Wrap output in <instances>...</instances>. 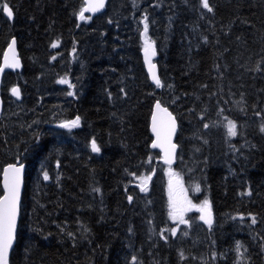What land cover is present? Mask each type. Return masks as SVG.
Returning <instances> with one entry per match:
<instances>
[{"label":"trees","instance_id":"16d2710c","mask_svg":"<svg viewBox=\"0 0 264 264\" xmlns=\"http://www.w3.org/2000/svg\"><path fill=\"white\" fill-rule=\"evenodd\" d=\"M129 2L108 0L95 21L105 12L117 23ZM208 2L212 11L202 0H142L162 86L149 79L133 47L135 64L128 51L120 52L125 61L115 72L102 74L96 63L85 97L54 117L52 96L41 94L34 79L58 41L82 45V66L92 64L99 45L75 17L85 0H0V9L13 12L0 10V65L12 39L23 63L1 80L0 197L4 167L26 164L10 264H264V0ZM158 101L176 116L177 153L210 202L211 226L196 211L191 225L173 234L161 171L147 191L136 183L144 165L151 168L149 121ZM13 102L19 106L12 112ZM74 107L83 127L67 134L55 124L62 115L73 118ZM230 120L236 136L228 133ZM33 132L38 141L26 143Z\"/></svg>","mask_w":264,"mask_h":264},{"label":"rangeland","instance_id":"374dc122","mask_svg":"<svg viewBox=\"0 0 264 264\" xmlns=\"http://www.w3.org/2000/svg\"><path fill=\"white\" fill-rule=\"evenodd\" d=\"M83 8L79 9L75 13V17H77L78 21L81 23L82 31L87 33L89 41L92 37H96V39L94 41L92 40L93 42L91 43H96L99 45L96 50V57L92 59V64L88 65L87 67L82 66L81 58L85 55L82 45L79 43L65 45L61 41H58L57 43H53L57 45L56 47H53V44H51V51L55 52L49 59H47V62L44 66L45 69H41L43 72L36 75L34 79L36 84H38V91L40 90L41 94L46 91L49 96H52V98L49 97V99L52 100H49V103L51 104L50 115H53L54 117L61 115L60 112L65 113V108L77 105L85 97L84 89L86 85V76L87 74H90L87 72L93 71L96 63H100L102 74L106 69H109L110 72H115L118 69L119 60L125 61L124 56L120 54V52L128 51L126 52V59L129 62L135 64L136 53L133 47L138 48L141 52V55L145 51L146 47L152 48L155 51L157 50V45L150 32V17L142 9V0H130L124 9L118 10L116 13L118 16L117 23L112 22V20H108L105 12L99 17L100 21H95V15L105 10L98 11L95 14L85 13V16H90L91 19L81 20L79 13L81 10H83ZM145 17H147L148 24L146 33L144 29ZM109 24L113 26V29H110L108 26ZM108 36L111 37L110 41H108L106 38ZM42 49L40 51L41 56L44 55ZM32 71L34 72V70ZM108 75L110 74H107L106 76ZM62 80H66L67 83H62ZM53 103L54 108L52 107ZM18 106L19 102H13L10 106V109L13 112ZM155 110H158L159 112L160 108H156ZM74 111L76 114L73 118H64L62 115L61 119L63 121L59 122V124L65 122L71 123L76 121L79 117V122L76 126L65 127L68 130L67 134H71L76 129L83 127L79 114L80 111L76 108ZM45 123L50 122L36 121L35 126H41ZM260 124L264 127V115H261ZM29 127L30 126L26 124L25 129L27 130ZM236 130H238V126ZM30 138L37 142L39 136L35 132L30 133L29 136H26L25 142L28 143ZM95 139V137L89 138V146ZM77 146L78 148H82L80 145ZM153 149L151 152V158L149 159L151 162V168L147 167L145 164L144 170L135 177V180L139 181L136 182L138 185L142 186L143 188L146 187L148 190L147 186L150 182L148 178L150 177V179H152L153 175H155L158 171H161L163 174L164 183L163 190L166 194L169 213L171 211V205L173 202H175L178 207L189 208V210L183 214L184 219L187 220L188 223L182 224L180 223L179 219H173L171 217L174 221V226L171 232L176 234L178 230L183 227V225H191V213L200 211L199 206L203 205V202L206 200V198H204V196L199 193L200 190H195L197 185H199V188L201 187L200 182L194 181V177L191 176V169H189L188 163L185 161V157L181 156V153H179V156L177 155V163L175 165H170L164 162H161L163 163L161 164V157L159 160L156 157L158 154L154 151L156 149ZM147 182L148 184L146 186ZM95 188L97 187L95 186ZM196 194H198V197H194ZM187 201H191V205H195L196 207H190L187 204ZM204 215H206V213H204Z\"/></svg>","mask_w":264,"mask_h":264},{"label":"snow or ice","instance_id":"6c2138e0","mask_svg":"<svg viewBox=\"0 0 264 264\" xmlns=\"http://www.w3.org/2000/svg\"><path fill=\"white\" fill-rule=\"evenodd\" d=\"M88 7L86 9L81 10L79 13V17L81 20L85 19H91L90 16H85L84 12L91 11L93 13L99 11L104 7V0H86ZM202 4L204 8H207L209 11H212V8L209 5L208 0H202ZM3 11L7 12V15L9 17L13 16V12L11 8H8L7 5H4L2 9ZM148 24H147V17H145V24H144V29L145 33L147 32ZM12 44L15 45V40L12 41ZM56 44H53V47H56ZM146 52V58H147V52L148 49L146 47L145 49ZM152 55H155V52H152ZM10 67H19V62L18 60L13 58V61L10 65H7ZM149 66H150V71H152V78L156 82V85L162 86L159 78L155 74V65L151 64V61L149 59ZM2 71V69H0ZM62 83H67L66 80H62ZM12 92L19 96L20 91L18 88H13ZM71 94V93H70ZM156 107L159 109L160 104L157 102ZM164 111H167L166 109ZM170 115V114H169ZM79 122V117L77 118L76 121L71 122L70 124H65V127H70V126H76ZM205 127H208V125H205ZM237 126L235 122L229 121L228 122V133L230 136H236L237 135ZM264 130V129H262ZM153 131H156L155 123L153 125ZM175 132V120L172 118V124L171 128L169 130V145L171 152H175L176 145L170 143V136L172 133ZM157 137L159 139V133H157ZM156 144H153V147H156ZM92 148L93 151H100L99 147L96 145L95 141L92 142ZM166 155H167V150H166ZM168 163H171V160H168ZM22 172V168H18L15 165H9L8 169L5 170V188L7 189V195L4 197L3 201H0V264H7V256H8V250L11 247L12 240L14 238V229H15V219H16V213H17V202L19 198V186H20V173ZM45 179H47V175L45 174ZM150 179V177L148 178ZM142 190L146 191V187L143 188ZM196 191H199V185L195 187ZM129 200L132 199V197L128 198ZM187 204L190 207H196L195 205H191V201H187ZM189 208L187 207H178L175 202L172 203L171 205V211L169 215L173 219H179L180 223L186 224L188 223L187 220L184 219V212L188 211ZM199 210L201 212L206 213V215H202L201 219H204L209 226H211L212 220H211V205L210 202L205 200L203 202V205L199 206ZM252 222L255 223V218H252ZM187 235V233H185ZM240 245L237 244V250L239 251ZM181 255H183L181 253ZM136 258L134 257L133 260Z\"/></svg>","mask_w":264,"mask_h":264},{"label":"water","instance_id":"95a60500","mask_svg":"<svg viewBox=\"0 0 264 264\" xmlns=\"http://www.w3.org/2000/svg\"><path fill=\"white\" fill-rule=\"evenodd\" d=\"M107 1L108 0H104V7L102 9H100L99 11L104 10L106 8ZM87 7H88V4L86 2L84 9H86ZM97 12H95V13H97ZM85 13H93V12L86 10L84 12V14ZM95 13H93V14H95ZM13 40H15V39L11 40V43L8 45L9 47H7V49L4 53V56L2 59V65L0 67V69H2V71H0V92H1L0 93V116H1L2 111H3V98H2V91H1L2 75L4 74V72L6 70L16 72V71L22 70V68H23L22 67L23 63H22L21 57L19 56V50L17 47L16 40H15V45L12 44ZM147 49H148L147 58H146V52L145 51L143 52V61H144L145 69L149 75L150 80L154 84H156V82L152 78V71H150V66H149V59H150L151 64L155 65V69H154L155 74L161 82L158 65L154 61L156 58V52L152 48L148 47ZM153 51L155 52V55H152ZM7 53H9V54H7ZM14 57L16 60H18L19 67L7 66V65H10L12 63ZM16 88H18V87H16ZM15 96L19 98L21 96V93L19 96H17V95H15ZM156 105H157V102L154 104L152 115L150 117V132L153 136L152 147H153V144L157 145L156 147H153V148L160 151L162 162L170 164V165H175L177 163V155H178L177 151H178V147H179V145L175 142L176 134L178 131V122H177L176 116L168 110L164 111L165 107L163 108L161 104H160V111L158 112V110H155L157 108ZM172 118H174V120H175V132L172 133L170 136V143L176 145L174 153L171 152L170 145H169V135H168L169 134V128L172 124ZM169 121H171V122H169ZM154 123H155L156 131H153ZM65 124H70V122H65L61 126H64ZM57 126H59V125H57ZM157 133H159V139L157 137ZM166 150H167V155H166ZM169 159L171 160V163H168ZM10 165H15L18 168H22V172L20 173L21 182H20V186H19V198H18V202H17V213H16V219H15L14 238L12 240L11 247L8 250L7 264H10L11 252L15 246V243H16V234H17V228H18V223H19L21 198H22V193H23L24 183H25V176H26V173H25L26 164L25 163L21 164L20 160H18L17 162L12 163ZM8 166L4 167L3 173H2L1 184H2V189H3V194L0 197V201H3L4 197L7 195V189L5 188V175H4V173H5V170L8 169Z\"/></svg>","mask_w":264,"mask_h":264}]
</instances>
